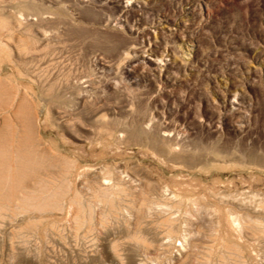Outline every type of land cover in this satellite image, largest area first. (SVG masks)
<instances>
[{
  "label": "rangeland",
  "instance_id": "374dc122",
  "mask_svg": "<svg viewBox=\"0 0 264 264\" xmlns=\"http://www.w3.org/2000/svg\"><path fill=\"white\" fill-rule=\"evenodd\" d=\"M0 264H264V0H0Z\"/></svg>",
  "mask_w": 264,
  "mask_h": 264
}]
</instances>
